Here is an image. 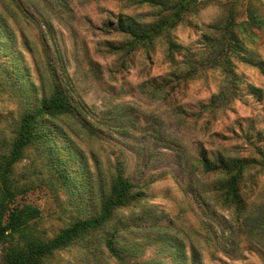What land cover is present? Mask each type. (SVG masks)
I'll return each instance as SVG.
<instances>
[{
	"label": "rangeland",
	"instance_id": "374dc122",
	"mask_svg": "<svg viewBox=\"0 0 264 264\" xmlns=\"http://www.w3.org/2000/svg\"><path fill=\"white\" fill-rule=\"evenodd\" d=\"M48 1L0 0L8 29L0 43V49L6 48L0 62L8 66L14 62L23 70L22 79L34 86L27 93L30 99L47 91L56 74L71 87L74 101L88 110L85 122L82 117L65 118L51 127L58 149L67 141L81 156L75 161L61 151L80 184L75 203L60 184L56 183L55 194L41 187L52 174L35 150L17 169L19 177L40 186L28 198L43 211L40 228L48 237L57 234L80 215V202L94 205L91 194L99 195L97 180L107 187L122 164L144 192L106 228L109 233L119 231L117 245L127 248L128 259L171 264L170 252L182 247L189 264H264V168L253 165L247 171L244 217L218 203L213 193L217 176H202L194 168L204 149L218 159L260 158L264 74L253 64L237 63L236 85L231 84L234 77H226L220 68L208 69L174 89L161 88L159 80L185 70L189 59L208 58L213 49L208 42L214 35L211 27L226 20L229 8L235 10L238 23L248 18L249 7L264 12V0H205L203 8L172 34L182 46L175 55L177 63L167 56L164 40L150 55L136 52L124 59L108 51L109 42L121 37L107 33L104 24L120 13L144 17L151 14L149 7H139L133 0H65L63 8V3ZM253 32L255 39L245 40L246 56L252 63L264 62V28ZM8 54L15 60L10 61ZM251 86L262 90L260 97L251 94ZM226 96L223 109L215 114L206 110ZM19 105L18 97L0 93V130L5 134L15 124ZM104 235L58 253L48 264H117Z\"/></svg>",
	"mask_w": 264,
	"mask_h": 264
},
{
	"label": "trees",
	"instance_id": "16d2710c",
	"mask_svg": "<svg viewBox=\"0 0 264 264\" xmlns=\"http://www.w3.org/2000/svg\"><path fill=\"white\" fill-rule=\"evenodd\" d=\"M51 1L57 5L63 3V8L67 5L65 0ZM133 1L139 7H149L152 12L144 17L120 13L114 17L116 20L106 22L105 31L121 37V40L109 42L108 51L124 59L130 58L136 52L150 55L155 51L158 42L164 40L167 56L177 63L175 55L181 53L182 46L173 39L172 34L190 14L203 8L205 0ZM17 8L25 13L19 5ZM229 12L230 15L225 21L211 27L214 35L208 42L212 43L213 49L208 58L187 60L185 70L159 79L161 88H179L206 70L215 68H220L226 77H234L231 84L236 85L237 63L253 64L264 74V62L252 63L246 56L249 52L245 46V40L255 39L253 30L260 31L264 28V12L259 8L249 7L248 18L238 23L235 10L229 8ZM7 30L3 12L0 11V43ZM5 49H0V54H5ZM8 57L10 61L15 60L12 54H8ZM22 73L23 70L14 62L11 66L0 62V93L14 95L20 99V111L10 134L0 130V264H48L58 253L87 238L96 239L102 232L105 233V246L117 264H148L136 258L128 259L127 248H119L117 245L116 235L119 231L115 229L109 233L106 230L115 223L117 213L132 206L144 196L143 188L126 175L122 164H119L116 172L110 176L107 187L97 180L99 195L91 194V198L95 200L94 205L88 207L80 202V215L57 234L48 237L40 228L44 219L43 211L28 199L29 194L40 186L34 185V182L25 176L19 177L17 169L27 158L29 151L35 150L41 157L42 165L52 174L49 180H44L41 187L48 188L55 194L56 183L60 184L70 193L71 202L75 203L78 200L76 189L80 184L76 182L68 163L61 158V151L68 153L75 161L81 156L67 141L58 149L51 135V127H56L65 118L82 117L80 121L85 122L88 110L82 103L74 101L71 87L65 79L58 78L56 74H52L47 91L30 99L27 93L34 86L22 79ZM227 81L230 80L227 78ZM250 89L252 95L260 97L261 89L253 86ZM225 99H229L228 96L211 102L206 106V110L215 114L219 107L224 108ZM217 103L219 106H215ZM83 127L86 128L85 125ZM57 131L65 135L62 130ZM259 156V159H218L210 157L204 149L194 161V168L198 169L202 176H217V181L213 183V193L218 203L232 209L239 217H244L248 209V188L244 182L250 167L260 165L264 168V151H260ZM170 255L171 264H189L184 261L182 247H174ZM158 264L166 263L160 261Z\"/></svg>",
	"mask_w": 264,
	"mask_h": 264
}]
</instances>
